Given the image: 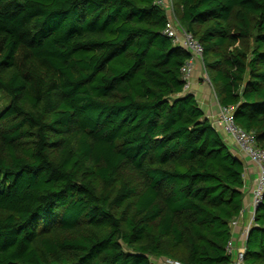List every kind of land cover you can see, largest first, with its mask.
<instances>
[{
	"label": "trees",
	"instance_id": "obj_1",
	"mask_svg": "<svg viewBox=\"0 0 264 264\" xmlns=\"http://www.w3.org/2000/svg\"><path fill=\"white\" fill-rule=\"evenodd\" d=\"M158 0H0V264H264V198L228 253L245 163ZM217 102L264 148V0H173Z\"/></svg>",
	"mask_w": 264,
	"mask_h": 264
},
{
	"label": "built area",
	"instance_id": "obj_2",
	"mask_svg": "<svg viewBox=\"0 0 264 264\" xmlns=\"http://www.w3.org/2000/svg\"><path fill=\"white\" fill-rule=\"evenodd\" d=\"M158 5H163L168 10L169 19L166 24L164 34L169 36L173 39V42L177 45L182 46L185 50L191 53L190 59L185 63L183 67V72L185 74L186 79H188L189 83L187 88L190 84V78L195 71L197 63L201 62L204 69V47L202 43L197 40L194 35L187 30H185L174 11V3L173 0H158L156 2ZM205 81L212 87L210 77L205 70L204 73ZM214 96L217 98V94L214 92ZM220 113L218 115L217 122L222 127L224 132L231 136L235 142L237 149L246 157L250 158L258 167V177L256 180V187L253 191V204L255 206V213L257 208L260 206L261 202L264 198V148H261L257 145V140L254 133H250L240 127L235 120L234 113L235 107L234 106H222L220 105ZM255 218V215H254ZM254 221V219H253ZM237 224V219L232 222V226ZM252 225L249 226L245 230V235L248 238L250 229ZM234 241L233 239L229 241L227 245V251L234 257ZM244 252L245 247L239 250L238 254L235 255V261L237 263H241L244 259ZM151 264H181L180 262L164 258L160 262L152 261Z\"/></svg>",
	"mask_w": 264,
	"mask_h": 264
},
{
	"label": "crops",
	"instance_id": "obj_3",
	"mask_svg": "<svg viewBox=\"0 0 264 264\" xmlns=\"http://www.w3.org/2000/svg\"><path fill=\"white\" fill-rule=\"evenodd\" d=\"M204 67L201 62L197 63L195 71L190 78L189 92L196 95L201 107L205 111L206 116L213 121L215 126L220 130V133L226 139L231 149L240 156L245 163L244 173V208L237 219V224L232 226L233 241L235 245L234 258L239 250L245 247L247 237L245 230L249 226L254 225L255 206L253 204V191L256 187V180L258 177L259 169L257 165L248 157L244 156L236 147L233 138L227 135L222 127L217 122L220 113V106L217 102L213 89L204 79Z\"/></svg>",
	"mask_w": 264,
	"mask_h": 264
},
{
	"label": "rangeland",
	"instance_id": "obj_4",
	"mask_svg": "<svg viewBox=\"0 0 264 264\" xmlns=\"http://www.w3.org/2000/svg\"><path fill=\"white\" fill-rule=\"evenodd\" d=\"M4 104H5V98L0 95V111L2 110V107H3Z\"/></svg>",
	"mask_w": 264,
	"mask_h": 264
},
{
	"label": "water",
	"instance_id": "obj_5",
	"mask_svg": "<svg viewBox=\"0 0 264 264\" xmlns=\"http://www.w3.org/2000/svg\"><path fill=\"white\" fill-rule=\"evenodd\" d=\"M259 209V207L257 208V210Z\"/></svg>",
	"mask_w": 264,
	"mask_h": 264
}]
</instances>
